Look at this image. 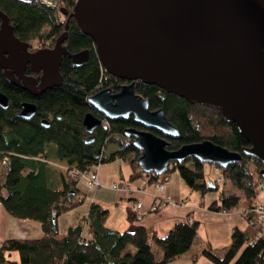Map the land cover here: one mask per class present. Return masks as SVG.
I'll return each mask as SVG.
<instances>
[{"label":"trees","instance_id":"1","mask_svg":"<svg viewBox=\"0 0 264 264\" xmlns=\"http://www.w3.org/2000/svg\"><path fill=\"white\" fill-rule=\"evenodd\" d=\"M75 0H55L48 6L40 0H0V12L8 17L13 34L29 44V50L51 48L63 34L62 45L70 54L87 51L84 64L73 66L68 55L62 56L59 74L61 83L32 96L23 88L8 84L0 70V91L6 96V108L0 107V203L13 217L39 221L43 234L39 239H6L0 246V264H164L179 257L192 246L198 222H177L165 236L147 233L143 225H133V211L127 209L129 227L112 229L105 224L108 210L95 202L86 214L88 234L81 237L82 220L57 229L61 213L81 205L85 198L78 189L79 179L53 169L49 159L61 161L79 171L114 158L126 160L130 166L129 180L144 175L137 166L140 151L133 147L131 138L123 135L129 127L147 129L135 124L132 116L106 119L87 102L99 89L117 92L123 81L106 73L94 52L90 38L78 30L69 17ZM65 12L61 15L60 12ZM26 74H30L28 67ZM133 91L147 99L148 109H162L169 123L177 130V138H169L158 131L147 129L169 142L167 148L176 150L188 143L211 141L228 151L240 154V160L221 168V183L205 177L201 161L189 158L173 163L161 175L176 171L188 188L200 195L214 190L216 200L206 205L209 211L238 210L247 221V228L231 229L229 244L212 248L206 244L200 251L213 264H264V236L249 244L256 233L252 222V207L258 187L263 183L259 170L264 168L256 158L244 153L249 147L238 133L235 123L227 122L218 108L193 102L168 93L156 85L136 82ZM23 101L34 103L35 113L28 119L17 116ZM91 112L102 121L89 134L82 127V117ZM42 119L47 125H42ZM109 147L112 149L109 150ZM104 153V157L102 154ZM101 155V156H100ZM101 157V158H100ZM4 159V163L1 161ZM149 182L157 179L146 174ZM211 181V184L207 182ZM222 184V185H221ZM227 184L229 190L221 188ZM221 185V186H220ZM261 193V192H260ZM264 193V192H263ZM152 243L157 246L154 250ZM17 253V261L11 258ZM160 253V256H158ZM193 254L191 260L196 259Z\"/></svg>","mask_w":264,"mask_h":264},{"label":"water","instance_id":"2","mask_svg":"<svg viewBox=\"0 0 264 264\" xmlns=\"http://www.w3.org/2000/svg\"><path fill=\"white\" fill-rule=\"evenodd\" d=\"M71 9L68 18L93 42L103 70L123 81L117 92L102 88L88 97L97 113L109 120L130 115L143 128L177 138L162 109L149 110L147 99L133 91L137 81L154 84L218 108L250 144L242 153L264 163V0H75ZM66 28L67 22L51 48L30 51L0 12V69L5 81L36 96L61 83L62 56L68 55L74 67L84 64L86 50L70 54L62 45ZM7 104L0 91V107ZM19 110L17 116L28 119L36 109L34 103L23 101ZM82 118L88 135L101 123L89 111ZM41 124L47 125V120ZM147 129L123 130L140 151L136 163L145 175L157 177L171 162L189 158L225 168L241 157L207 140L170 150L167 140ZM90 140L89 135L85 143ZM259 175L264 182V168Z\"/></svg>","mask_w":264,"mask_h":264},{"label":"crops","instance_id":"3","mask_svg":"<svg viewBox=\"0 0 264 264\" xmlns=\"http://www.w3.org/2000/svg\"><path fill=\"white\" fill-rule=\"evenodd\" d=\"M39 1V0H37ZM41 2H54L55 0H40ZM129 170L127 175L122 177L117 183L121 184L122 189L110 188L114 182V176L106 177L103 174L98 177V182L102 185L92 190L87 189L85 185L78 184V189L85 195L81 205L63 212L58 217L57 229L59 232H65L67 227L74 225L78 220H82L81 237H86L88 227L86 220L89 204L97 203L101 207L108 210V216L105 224L112 229L124 230L128 228L126 211L131 210L132 202L140 200L142 207L140 209L142 216L137 221L132 222L133 225H143L146 232L154 233L158 237L165 236L170 228L177 222H185L186 218H190L198 222L195 230L196 236L189 250L182 253L177 258L164 264H213L205 256L200 255V251L206 244L212 248L224 247L229 244L231 229L237 227L240 230L247 228V221L238 211L217 212L209 211L206 205L216 200V192L209 195L211 191L202 195L198 191L189 189L183 179L178 176L176 171H170L168 174L159 175L152 182L147 180L144 175L129 180L131 173ZM166 180V184L161 192L155 191V185L159 181ZM111 182V183H108ZM155 195L170 197L175 202H181L180 206H166L156 212H149V206L152 204ZM256 202L264 204V193L256 194ZM86 200L85 207L83 202ZM118 209V212H116ZM43 234L39 221L32 219H21L11 216L6 209H3L0 203V246L6 239H39ZM193 254L196 259L191 260ZM160 256V253H158ZM11 258L17 261V253L12 252ZM18 264V263H17Z\"/></svg>","mask_w":264,"mask_h":264},{"label":"built area","instance_id":"4","mask_svg":"<svg viewBox=\"0 0 264 264\" xmlns=\"http://www.w3.org/2000/svg\"><path fill=\"white\" fill-rule=\"evenodd\" d=\"M46 5L48 6H53V2H45ZM101 156V155H100ZM104 153L102 154V157H104ZM101 158V157H100ZM4 163V159L1 161V164ZM206 164V163H203ZM99 165H93L88 169L85 170H78L76 167H69L68 170L66 171V174L69 176H75L80 180L84 181V184L86 186L87 189H94V188H98L100 186H102L97 179V166ZM209 167H212L213 173L220 174V170L221 167L217 166L216 164H209ZM214 178L215 182L217 184L221 183V177L220 176H214L212 177ZM166 184V180L164 179L163 181H159L157 182V184L155 185V191L161 192L164 188ZM110 188L112 190L114 189H122L121 184L113 182V184L110 185ZM258 191L259 192H264V182L261 183L258 187ZM181 203V202H180ZM179 202H175L173 201L170 197L167 196H160V195H155V197L153 198L152 204L149 206V212H156L161 208H164L166 206L172 205V206H180ZM142 207V203L140 202V200H136L134 202H132V206H131V210L133 211L134 214V220H138L141 218L142 213L140 211ZM226 212V211H224ZM252 222L254 220V224H255V230L256 233L253 235V237L248 241L249 244L254 242V240L258 239L259 237L264 236V204L260 203L257 201V203H255L252 207ZM185 221L187 223H190V219L186 218Z\"/></svg>","mask_w":264,"mask_h":264},{"label":"rangeland","instance_id":"5","mask_svg":"<svg viewBox=\"0 0 264 264\" xmlns=\"http://www.w3.org/2000/svg\"><path fill=\"white\" fill-rule=\"evenodd\" d=\"M54 3V2H53ZM112 149L111 147H109V150ZM49 165L51 166V168L53 169H60L62 172H64L66 174V171L68 170V167L65 165V163L61 162V161H56L54 159H49L48 160ZM204 174L205 177H208L210 179H212V177L214 176H220L221 175L219 173L215 174L213 173L212 167H209V164L206 163L204 166ZM129 170V164L126 160H121L119 158H114L112 159V161H108V162H102L101 164H99L97 166V178H100V175H104L107 178L114 176V182L117 183V181H120L122 179V177L124 178V176L127 175V172ZM3 172L2 168L0 167V174ZM111 183V182H108ZM80 185H85L83 180H80L79 183ZM222 185V184H221ZM220 185V186H221ZM221 188H225V190H229L228 185L227 184H223V186ZM214 190H212L209 195L213 196L214 195ZM260 192H258L257 194H259ZM85 203L86 200L83 202V207H85ZM116 212H118V209H116ZM153 247L154 250H158L157 246H155L153 243L151 245ZM159 251V250H158Z\"/></svg>","mask_w":264,"mask_h":264},{"label":"flooded vegetation","instance_id":"6","mask_svg":"<svg viewBox=\"0 0 264 264\" xmlns=\"http://www.w3.org/2000/svg\"><path fill=\"white\" fill-rule=\"evenodd\" d=\"M44 48H49V47H44ZM1 70V69H0ZM1 74H2V70H1ZM26 74V73H25ZM31 74V73H30ZM30 74H26V75H30ZM5 79V78H4ZM102 121V120H101Z\"/></svg>","mask_w":264,"mask_h":264}]
</instances>
